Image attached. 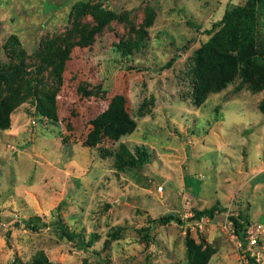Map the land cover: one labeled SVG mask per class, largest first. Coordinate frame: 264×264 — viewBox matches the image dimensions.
Returning <instances> with one entry per match:
<instances>
[{"label":"rangeland","instance_id":"obj_1","mask_svg":"<svg viewBox=\"0 0 264 264\" xmlns=\"http://www.w3.org/2000/svg\"><path fill=\"white\" fill-rule=\"evenodd\" d=\"M247 1L0 0V264H28L41 252L43 264H191L188 233L207 251L203 264H250L227 219L236 211L264 264V87L253 75L242 82L226 62L218 83L215 52L195 55L225 8ZM79 2L88 4L82 26L96 25L93 14L115 16L92 44L81 38L59 56L58 79L37 76L35 52L66 38ZM256 15L263 37L264 6ZM10 37L24 60L8 57ZM139 37L133 54L117 51ZM138 145L147 163H119L116 152L135 159ZM215 204L211 220L192 219ZM38 215L61 219L90 239V250L52 225L35 232L24 223ZM167 215L184 224L159 221Z\"/></svg>","mask_w":264,"mask_h":264},{"label":"trees","instance_id":"obj_2","mask_svg":"<svg viewBox=\"0 0 264 264\" xmlns=\"http://www.w3.org/2000/svg\"><path fill=\"white\" fill-rule=\"evenodd\" d=\"M48 4H54L52 1H46ZM79 2L78 7L76 8V15L73 17L74 26L69 29L68 33L65 35L66 38L58 41L56 46L55 44L52 46L49 44L48 46H41L39 48V52H35L36 57H34L33 69H36L37 76L44 75V73L53 72L54 77L56 79L59 78L61 66H59V70L57 65L55 64L56 60H58L59 56L62 54L68 55L71 52L72 48L75 45H78L81 38H85L88 44H92L95 34L97 32L103 30L109 21L114 16L115 13L109 11L108 17H101L99 15L93 14V19L96 21V25L92 26L90 23H87L82 26L81 16L85 13L84 7L87 3L82 5ZM88 5V4H87ZM56 6V5H55ZM264 6V0H248L247 6L241 8L239 6L230 10L225 8L224 14L221 20L213 25V27L208 31V35L214 30V28L218 27V30L215 34L210 37L208 42L204 45L202 50H197L195 55L202 61L203 53H207L209 56L210 50L215 52L214 61H216L212 66L216 67V71L218 72L219 78L218 83H222L225 81L226 75L221 67L223 62L235 64L239 68L241 80L243 82L247 79H251L250 76L253 75V82L259 84V86L264 87V36L258 37V25H257V15L256 12L258 9H261ZM81 25V26H79ZM77 33V37L75 34ZM85 34V35H84ZM218 37H224L228 40V46L223 45H214L212 48L213 42L217 41ZM11 40L9 45L6 46V53L9 58L19 57L21 60L25 59L27 53L21 49L20 44L15 37H10ZM144 38L139 37L137 40H124L120 41V43L116 44L117 51L119 50L124 56L133 54L135 50H139L143 44ZM175 59L169 60L163 66L168 68L174 63ZM3 67H7V63L3 64ZM25 70V68H23ZM58 70V73L55 72ZM24 74H28L27 71H23ZM229 74V73H227ZM38 79L34 76L28 78V82L31 87H34V84H37ZM214 80V79H213ZM216 85V84H215ZM218 87L213 86V88ZM203 91H208V87L203 86ZM260 109L264 113V101L259 104ZM0 117V121H1ZM6 120V118H5ZM7 123V122H6ZM5 123L0 122V128L6 129ZM7 130V129H6ZM147 149L143 145H138L133 150V156L135 159H131L128 157V160L124 158L125 155L122 152H116V157L119 163L126 164H134L136 158L140 160V162L147 163L150 159L149 153L146 151ZM101 154H108V150L100 149ZM124 159V160H123ZM139 162V161H138ZM139 162V163H140ZM123 164V166H124ZM218 205H213L211 208H204L202 210H194V217L192 219H200L201 217H207L211 220L214 216L215 211H219ZM228 221L231 223L232 230L234 235L237 238V242L241 244V251L246 248L247 243V230L249 227L248 221L244 218L242 211H236L235 213H231L228 215ZM158 220V219H155ZM171 220L178 221L181 225L184 222L174 215L162 216L159 218V221L166 223ZM154 222V221H153ZM24 223L33 229V231L37 232L39 229L46 227L48 225H52L55 232L57 233L59 238L62 240H68L70 242H75L78 244L80 249L90 250L91 242L90 239H85L84 235L81 233H77L72 231L69 227L65 225V223L58 219L56 221L47 222L41 216H31L27 219H24ZM144 239L150 242V233L146 231L144 234ZM185 243L187 245V253L191 264H203L205 259L207 258V251L202 249L200 244H197L194 241V238L190 236V233L187 234ZM257 243V241H256ZM250 264H256L255 260L250 256L249 251L245 253ZM49 257L45 255L44 252H41L40 256L37 258H33V261L28 264H43V262L47 261Z\"/></svg>","mask_w":264,"mask_h":264},{"label":"built area","instance_id":"obj_3","mask_svg":"<svg viewBox=\"0 0 264 264\" xmlns=\"http://www.w3.org/2000/svg\"><path fill=\"white\" fill-rule=\"evenodd\" d=\"M258 227H259V225H258ZM249 232H250V230H249V227H248V230H247V240H246L247 246L244 249V256H245V253L247 251H249L250 256L255 260L256 264H263L261 262V260H263V258L261 259V255H260L258 249L256 250V248H252L251 247V246H254L256 244V240L257 239L256 238H253V236ZM250 244H251V246H250ZM239 245H240V248H241V244L240 243H239ZM246 259H247V257H246ZM247 261H248V259H247Z\"/></svg>","mask_w":264,"mask_h":264}]
</instances>
